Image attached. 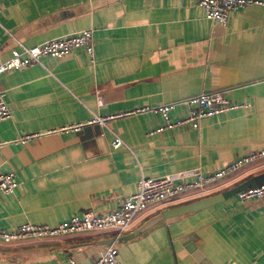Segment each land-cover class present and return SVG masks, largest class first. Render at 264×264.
<instances>
[{
    "label": "crops",
    "instance_id": "0c3cea01",
    "mask_svg": "<svg viewBox=\"0 0 264 264\" xmlns=\"http://www.w3.org/2000/svg\"><path fill=\"white\" fill-rule=\"evenodd\" d=\"M0 8V61L17 42L33 46L84 28L93 35L91 55L76 48L0 74L11 110L0 119V171L19 181L0 193V228L111 210L141 174L210 171L264 146L263 5L231 9L224 24L206 18L196 0H0ZM201 91L247 105L203 117L198 128L153 133L161 114L132 112L175 102L169 117L177 119L186 111L179 102ZM119 112L131 113L87 122ZM76 123L77 130L47 132ZM31 132L40 135L14 140ZM114 134L124 144L113 148ZM263 169L238 171L221 189ZM184 201L149 210L127 232ZM110 243L121 264H264V198L240 202L235 194L129 239L90 231L0 241V264H91Z\"/></svg>",
    "mask_w": 264,
    "mask_h": 264
},
{
    "label": "built area",
    "instance_id": "2783aa9c",
    "mask_svg": "<svg viewBox=\"0 0 264 264\" xmlns=\"http://www.w3.org/2000/svg\"><path fill=\"white\" fill-rule=\"evenodd\" d=\"M203 9L206 18L224 24L228 12L231 9L243 8L250 5H263L264 0H196ZM1 11V8H0ZM1 26V22H0ZM20 49L13 50L12 54L0 61V74L14 68H23L34 63H39L41 57H63L76 48L84 50L88 55L93 52V35L91 28H84L74 33L64 34L49 38L33 46H25L17 42ZM100 101V98L97 97ZM179 103L186 107L184 114L171 119L169 111L175 102L162 103L157 106H141L132 112L152 110L159 112L163 122L148 133L159 132L164 128L186 125L198 128L199 121L203 117L237 107L246 106L247 103H235L228 101L219 92L201 91L198 94L182 99ZM131 112H119L106 116L93 114L88 123L105 125L107 120ZM11 110L5 99V90L0 88V119L8 118ZM82 123L70 124L53 131L77 130ZM40 135L39 132L24 133L14 138L15 141L26 142ZM124 144L122 139L114 134L111 140L113 148ZM264 165V146L248 150L235 158L223 163L219 167L202 171L199 168H191L176 174H161L157 176H145L141 174L136 182V189L119 198L116 206L111 210L97 212L91 209L83 210L78 214H72L59 220L55 224L35 223L25 221L15 229L0 228V241L4 244H12L23 240L51 239L62 235L80 232H104L112 231L113 240H118L121 235L130 230L138 218L151 209L162 207L175 201H184L211 194L228 184L233 174L253 166L258 168ZM19 181L13 170L0 171V193H12ZM240 202L252 198H264V181L258 185L248 186L236 193ZM117 247L110 243L93 260L91 264H121L118 259ZM72 264H76L70 259Z\"/></svg>",
    "mask_w": 264,
    "mask_h": 264
},
{
    "label": "water",
    "instance_id": "95a60500",
    "mask_svg": "<svg viewBox=\"0 0 264 264\" xmlns=\"http://www.w3.org/2000/svg\"><path fill=\"white\" fill-rule=\"evenodd\" d=\"M262 181H264V169L255 174L250 175L244 180H241L217 192L207 194L204 196H200L198 198H194V199L179 203L177 205L164 208L160 210L159 212L147 217L134 230L121 235L120 238L129 239L145 231L146 229H148L149 227H151L152 225H154L155 223L159 221H162L164 219H167L173 216L182 215L188 212L197 211V210L209 207L215 203H218L220 201H223L229 198L232 195H235L237 192L245 189L248 186L258 185Z\"/></svg>",
    "mask_w": 264,
    "mask_h": 264
},
{
    "label": "rangeland",
    "instance_id": "374dc122",
    "mask_svg": "<svg viewBox=\"0 0 264 264\" xmlns=\"http://www.w3.org/2000/svg\"><path fill=\"white\" fill-rule=\"evenodd\" d=\"M220 190V188L219 189H217V190H215V191H213L212 193H214V192H217V191H219Z\"/></svg>",
    "mask_w": 264,
    "mask_h": 264
}]
</instances>
